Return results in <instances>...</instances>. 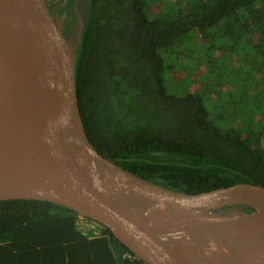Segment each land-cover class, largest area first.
Here are the masks:
<instances>
[{
  "label": "trees",
  "instance_id": "trees-1",
  "mask_svg": "<svg viewBox=\"0 0 264 264\" xmlns=\"http://www.w3.org/2000/svg\"><path fill=\"white\" fill-rule=\"evenodd\" d=\"M76 2L57 11L68 37ZM84 2L76 83L99 152L181 191L264 186V0ZM78 216L49 201L0 200V264H146L103 225L82 233Z\"/></svg>",
  "mask_w": 264,
  "mask_h": 264
},
{
  "label": "water",
  "instance_id": "water-1",
  "mask_svg": "<svg viewBox=\"0 0 264 264\" xmlns=\"http://www.w3.org/2000/svg\"><path fill=\"white\" fill-rule=\"evenodd\" d=\"M75 46L53 0H0V200L67 207L107 227L146 264H264L263 185L234 180L181 191L99 152L80 111ZM147 212L223 220L241 251L175 246L168 239L182 231L153 224Z\"/></svg>",
  "mask_w": 264,
  "mask_h": 264
},
{
  "label": "bare ground",
  "instance_id": "bare-ground-1",
  "mask_svg": "<svg viewBox=\"0 0 264 264\" xmlns=\"http://www.w3.org/2000/svg\"><path fill=\"white\" fill-rule=\"evenodd\" d=\"M147 215L153 224L182 231L181 237L168 239L175 246L222 254H234L241 251L238 237L223 220L210 219L201 215L180 220L171 213L159 212H147Z\"/></svg>",
  "mask_w": 264,
  "mask_h": 264
},
{
  "label": "rangeland",
  "instance_id": "rangeland-1",
  "mask_svg": "<svg viewBox=\"0 0 264 264\" xmlns=\"http://www.w3.org/2000/svg\"><path fill=\"white\" fill-rule=\"evenodd\" d=\"M56 4H58L59 6H62V5H65L66 4V1L67 0H54ZM83 4H85V2L83 0H79L77 3H76V11L73 12L75 15V17L78 19V24H77V27L73 28L71 30V33L69 35V38L71 39V41L73 43H75L79 37V32H80V28L81 26L83 25V21H84V18H85V11H84V6ZM159 5V4H158ZM65 18V17H64ZM64 19L61 18V22L62 24L64 23ZM205 64L202 65L201 67H199V69L194 73L195 75L197 74H200L203 72L204 68H205ZM187 73V70L186 69H182L180 70V74H179V77H184ZM194 77V76H193ZM193 87L195 88H198L199 87V84L198 83H195L193 85ZM233 203H237V202H233ZM242 206L244 207L245 210H248V211H252L253 209L250 207V206H247V205H241L238 206L240 208H242ZM215 207H219L218 204L215 205ZM234 254H237V252H234Z\"/></svg>",
  "mask_w": 264,
  "mask_h": 264
},
{
  "label": "built area",
  "instance_id": "built-area-1",
  "mask_svg": "<svg viewBox=\"0 0 264 264\" xmlns=\"http://www.w3.org/2000/svg\"><path fill=\"white\" fill-rule=\"evenodd\" d=\"M77 225L82 233L87 235H100L101 234V224L79 215L77 219Z\"/></svg>",
  "mask_w": 264,
  "mask_h": 264
},
{
  "label": "flooded vegetation",
  "instance_id": "flooded-vegetation-1",
  "mask_svg": "<svg viewBox=\"0 0 264 264\" xmlns=\"http://www.w3.org/2000/svg\"><path fill=\"white\" fill-rule=\"evenodd\" d=\"M78 1H79V0H77V2H78ZM83 1H84V0H83ZM53 2H54V5H55L56 13H57V15H58V12H57V11H58V9H60V7H62L63 5H62V6H59L58 4L55 3L54 0H53ZM77 2H76V3H77ZM83 6H84V11H85L84 14H85V16H86V7H87L86 3L83 4ZM75 11H76V5H75V10H74V12H75ZM72 15L74 16L75 14L73 13ZM65 16H66L65 13H64L63 17H60V16L58 15V17H59L60 19L62 18V19H64V20H65V18H64ZM74 17H75V16H74ZM75 18H76V17H75ZM76 21H77V24H78V19H77V18H76ZM84 21H85V18H84ZM84 21H83V23H84ZM63 26H64V23L62 24V27H63ZM76 27H77V26H76ZM73 28H75V27H73ZM73 28H71V30H72ZM70 33H71V31H70Z\"/></svg>",
  "mask_w": 264,
  "mask_h": 264
}]
</instances>
